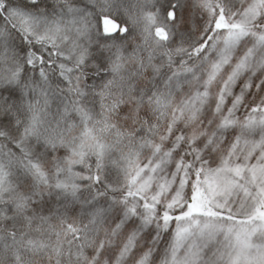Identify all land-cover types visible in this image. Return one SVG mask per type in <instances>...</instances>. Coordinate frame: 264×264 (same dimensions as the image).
<instances>
[{
    "label": "snow or ice",
    "instance_id": "6c2138e0",
    "mask_svg": "<svg viewBox=\"0 0 264 264\" xmlns=\"http://www.w3.org/2000/svg\"><path fill=\"white\" fill-rule=\"evenodd\" d=\"M0 264H264V0H0Z\"/></svg>",
    "mask_w": 264,
    "mask_h": 264
}]
</instances>
